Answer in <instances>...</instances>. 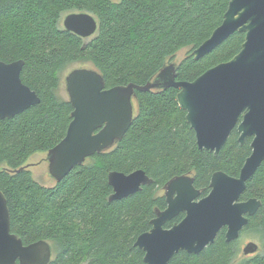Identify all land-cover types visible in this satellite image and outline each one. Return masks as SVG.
Here are the masks:
<instances>
[{"label": "trees", "instance_id": "obj_1", "mask_svg": "<svg viewBox=\"0 0 264 264\" xmlns=\"http://www.w3.org/2000/svg\"><path fill=\"white\" fill-rule=\"evenodd\" d=\"M229 1L0 0V60L23 59L21 79L40 97L21 113L0 117V189L7 197L11 231L25 244L52 242L55 255L49 264H148L135 242L152 228L155 209L166 207L164 194L158 192L171 178L191 173L195 186L206 195L215 171L239 176L251 153L252 137L240 143L234 128L218 154L200 149L175 87L136 91L135 117L124 137L113 148L89 157L90 162L75 166L55 185H41L25 167L33 153L58 144L72 120L70 100H59L55 93L64 66L89 60L107 87L143 85L188 47L177 79L194 80L242 48L245 32L235 31L201 58L193 55V49L221 24ZM71 10L97 18L93 38L85 40L59 27L61 14ZM137 169L153 182L110 200L109 173ZM246 184L242 199L257 197L262 205L249 216L241 234L257 231L264 239V161ZM238 239L227 241L224 227L199 253L178 251L168 264H235ZM237 264H264V252L244 255Z\"/></svg>", "mask_w": 264, "mask_h": 264}, {"label": "water", "instance_id": "obj_2", "mask_svg": "<svg viewBox=\"0 0 264 264\" xmlns=\"http://www.w3.org/2000/svg\"><path fill=\"white\" fill-rule=\"evenodd\" d=\"M64 28L86 39L97 32L98 21L90 12H71L64 19ZM235 31L245 32L241 50L191 81L177 79L180 63L176 61L165 64L143 85L131 82L107 87L96 68H74L66 76L72 120L65 137L47 151L48 169L56 182L124 137L135 117L136 91L179 89L178 104L186 111L200 149L218 154L234 128L240 143L252 137L251 153L239 176L215 171L206 196L201 197L191 173L175 176L164 185L167 207L155 209L152 228L135 242L145 252L148 264H168L181 250L199 253L224 227L227 241L238 239L248 223L247 214H255L262 205L260 199L240 201V197L247 180L264 161V0H230L221 24L193 49V55L201 58ZM24 63L23 59L0 60L1 118H11L40 102L38 94L21 79ZM108 180L113 188L110 200L122 199L153 182L143 169L111 171ZM181 212L185 216L178 223L164 226ZM258 249V243L249 241L243 252L251 254ZM52 258L48 240L25 244L11 231L7 197L0 189V264H49Z\"/></svg>", "mask_w": 264, "mask_h": 264}, {"label": "rangeland", "instance_id": "obj_3", "mask_svg": "<svg viewBox=\"0 0 264 264\" xmlns=\"http://www.w3.org/2000/svg\"><path fill=\"white\" fill-rule=\"evenodd\" d=\"M71 12H79L77 10H71V11H65L61 14L60 21H59V27L64 28V19L65 17L71 13ZM97 19V18H96ZM96 35L93 34L89 38H86L85 40H90ZM189 48H183L181 51L178 52L176 58L174 61L180 62L187 54ZM78 67H87V68H94V65L89 60H80L76 62H72L64 66L59 71V86L55 90L56 96L59 100H66L69 98L67 90H66V76L67 74L74 68ZM135 110H136V103ZM91 160L88 159L87 162H90ZM28 165V169L31 171L32 177L34 180H36L38 183L44 186H53L56 184V179L50 174L48 169V160H47V151H37L33 153L26 163ZM159 194H163V189H161ZM249 241H254L259 244V250L258 252H264V239H262V236L257 231H246L237 240L236 245V251L237 255L234 259V263L237 264L241 261V259L244 257L243 248ZM52 243V242H51ZM55 253L53 252V257ZM246 256V255H245Z\"/></svg>", "mask_w": 264, "mask_h": 264}, {"label": "flooded vegetation", "instance_id": "obj_4", "mask_svg": "<svg viewBox=\"0 0 264 264\" xmlns=\"http://www.w3.org/2000/svg\"><path fill=\"white\" fill-rule=\"evenodd\" d=\"M191 175H193V174H191ZM193 177H194V176H193ZM194 185H195V184H194ZM209 187H210V184H209ZM200 190H201V189H200ZM201 191H202V190H201ZM163 192H164L163 194H164V196H165L164 186H163ZM208 193H209V192H208ZM208 193H207V194H208ZM207 194H206V195H207ZM206 195H202V194H201V197L206 196ZM250 198H257V197H249V198H247V199H242V195H241V197H240V201H246V200H249ZM165 199H166V196H165ZM257 199H258V198H257ZM166 202H167V201H166ZM166 207H167V205H166ZM166 207H165V208H166ZM165 208H163V209H165ZM181 213H184V212H181ZM181 213H180V214H181ZM178 215H179V214H178ZM178 215H177V216H178ZM177 216H175V217H177ZM184 216H185V213H184ZM184 216H183V217H184ZM249 216H252V215H248V214H247L248 219H249ZM175 217H174V218H175ZM172 219H173V218H172ZM172 219H171V220H172ZM169 221H170V220H169ZM167 222H168V221H167ZM176 223H178V222H176ZM174 224H175V223H174ZM174 224H173V225H174ZM173 225H172V226H173ZM164 226H165V225H164ZM244 227H245V226H244ZM226 230H227V227H226ZM240 234H241V233H240ZM239 237H240V236H239ZM239 237H238V238H239ZM259 248H260V247H259ZM258 250H259V249H258ZM258 250H257L256 252H258ZM256 252H255V253H256ZM243 253H244V252H243ZM251 254H254V253H251ZM244 255H249V254H244Z\"/></svg>", "mask_w": 264, "mask_h": 264}]
</instances>
